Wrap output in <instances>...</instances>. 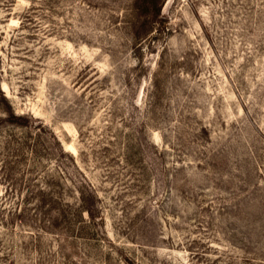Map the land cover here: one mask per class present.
<instances>
[{"label": "rangeland", "instance_id": "rangeland-1", "mask_svg": "<svg viewBox=\"0 0 264 264\" xmlns=\"http://www.w3.org/2000/svg\"><path fill=\"white\" fill-rule=\"evenodd\" d=\"M0 264H264V0H0Z\"/></svg>", "mask_w": 264, "mask_h": 264}, {"label": "trees", "instance_id": "trees-1", "mask_svg": "<svg viewBox=\"0 0 264 264\" xmlns=\"http://www.w3.org/2000/svg\"><path fill=\"white\" fill-rule=\"evenodd\" d=\"M13 117L15 118V120L24 119L22 117H17V116H13ZM81 202H82V205L80 206L81 210L87 212L91 218L95 219L96 215L92 210V208L89 206V202H90L89 199L83 197L81 199ZM40 204L42 208H44L46 205H49L50 211L58 209L59 211H61L59 214L62 216L63 220L66 221V211L64 208L65 206H67L66 202H62V201L59 202V200L54 199L53 197L51 199H48L47 197L46 199L41 200Z\"/></svg>", "mask_w": 264, "mask_h": 264}]
</instances>
